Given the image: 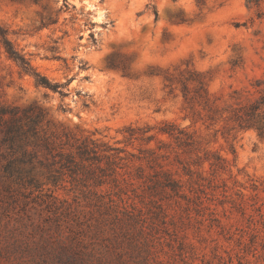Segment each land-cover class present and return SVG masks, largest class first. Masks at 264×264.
<instances>
[{
    "label": "rangeland",
    "instance_id": "rangeland-1",
    "mask_svg": "<svg viewBox=\"0 0 264 264\" xmlns=\"http://www.w3.org/2000/svg\"><path fill=\"white\" fill-rule=\"evenodd\" d=\"M67 2L0 0L7 39L69 82L0 36V264H264V0ZM35 106L52 154L2 142ZM83 142L102 159L71 175L58 153Z\"/></svg>",
    "mask_w": 264,
    "mask_h": 264
},
{
    "label": "trees",
    "instance_id": "trees-1",
    "mask_svg": "<svg viewBox=\"0 0 264 264\" xmlns=\"http://www.w3.org/2000/svg\"><path fill=\"white\" fill-rule=\"evenodd\" d=\"M254 0H250V3L253 2ZM66 5L69 6L67 0H65ZM156 16H158L157 12L155 13ZM0 36L2 37V43L5 47L6 53L8 57L13 60L15 63L19 65V67L22 69L24 73L33 75L36 78V81L38 85L44 86L46 88H49L55 92H59L60 94H63L62 89L66 88L68 86L67 84H52L46 77L42 76L40 73H38L31 65V62L21 54L20 51H18L12 42L7 39V35L4 31L0 29ZM86 64L82 66V69H86ZM264 106V95H262L261 99L256 103V105L253 106L254 110H259L261 107ZM4 112L3 109H0V115ZM14 115H16V111H12ZM24 118L26 120V123L23 124H18V119L17 117L12 118L11 124L6 125L7 130L5 132V135L3 137V144L6 146H9L10 149H14L15 143L16 142H24V146H27L29 143L27 142V139L29 136L34 138L36 141L33 143L35 146L40 148L41 150L52 154L54 151H56V142L52 140L50 137L44 138V139H39L40 137V130L39 127L41 123L44 121L45 118V111L42 110L39 107H30L24 111ZM21 122V121H20ZM259 131L262 133V129L259 128ZM171 136H173L171 133H169ZM23 148H20L23 151V157L20 159V162L25 163L27 162V156L30 154L27 153V151ZM63 145H60L59 149L64 150ZM57 149V150H59ZM108 149L107 151H111V148H106ZM76 152H59L58 156L60 157V161L58 164L64 169H68L72 174H77V171L79 169L85 170L86 168L91 166H87L86 163H92L94 164L95 162H100L101 161V155L99 152L96 150L95 147H90V145L87 142H83L81 145H79L76 148ZM31 157V156H30ZM34 157L29 158L32 160ZM90 170V169H89ZM76 171V172H75ZM4 172L10 176H17L19 179H23L24 175L21 171L17 169V166L14 161H9L5 166H4ZM92 176L91 171H84V176ZM166 180L169 182L168 184H172L170 186H173L174 181H171L168 178V175L166 174ZM34 178H30V183L33 184ZM175 187V186H174ZM115 234L117 233V230L113 231ZM61 242V240H59ZM65 243V242H64ZM63 246V243L61 245V252L57 254V257L62 258V257H68L70 258V255L67 253L68 248L71 249L73 246L78 245L77 243H71ZM69 245L70 247H68ZM72 246V247H71ZM74 252L73 249L71 250V257H73Z\"/></svg>",
    "mask_w": 264,
    "mask_h": 264
}]
</instances>
